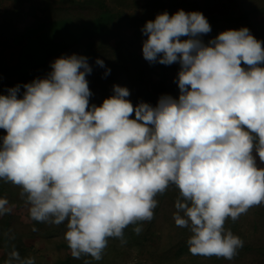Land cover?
Segmentation results:
<instances>
[{
	"label": "clouds",
	"instance_id": "1",
	"mask_svg": "<svg viewBox=\"0 0 264 264\" xmlns=\"http://www.w3.org/2000/svg\"><path fill=\"white\" fill-rule=\"evenodd\" d=\"M211 30L202 12L183 9L146 23L144 58L181 65L179 98L161 96L155 107L134 106L119 85L90 105L92 68L75 54L25 84L22 98L20 85L0 94V179L22 189L33 220L67 221L74 258L102 259L109 238L123 242L129 225L154 218L155 197L171 185L182 198L175 224L190 228L193 255L231 260L243 247L224 226L264 204L256 159L264 163V41L244 27L205 44L200 37ZM8 204L0 198V216ZM13 260L35 264L17 251Z\"/></svg>",
	"mask_w": 264,
	"mask_h": 264
},
{
	"label": "rangeland",
	"instance_id": "2",
	"mask_svg": "<svg viewBox=\"0 0 264 264\" xmlns=\"http://www.w3.org/2000/svg\"><path fill=\"white\" fill-rule=\"evenodd\" d=\"M52 1L54 0H0L2 6L0 7V94L7 95L10 88L20 85L19 95L22 98L26 91L23 87L25 84L38 78H46L51 73V65L56 59L75 54L87 57L92 68L91 74L86 76L92 92L90 105H102L105 99L114 95L115 85L126 87L130 95L132 93L138 97L136 94L146 90L148 84L150 85L147 75L149 68H144L145 66L140 65L138 61L144 59L139 49L142 46L136 47L129 41L144 44L146 40L142 29L148 21H154L157 15L165 12L170 15L181 9L190 12L199 9V11L217 12L226 19L232 20L230 22H234L233 18L237 14L233 13L242 11L239 5L231 4L233 0H106L112 8V12L109 13L101 9L98 11L93 0L89 2L63 0L65 4L79 3L84 6L64 8L55 12L50 9ZM183 1L187 4L184 5ZM237 2L264 4V0H237ZM220 11H223L224 15ZM117 13H121L123 21L119 22L120 17L117 18ZM99 16L101 18L98 24L90 21ZM249 19L254 28H256L255 24L260 22V31H252L251 34L258 40L264 41V38L256 36V33L264 34V23L261 22L264 21V13L253 14ZM119 23L123 24L124 28L121 34L117 35ZM87 24H93L92 36L86 33L70 40L74 33ZM113 29L115 33H112ZM64 33H67L68 39ZM49 43L56 44L55 46L59 48L45 60L46 57H43L42 53ZM98 59L104 61V67L96 63ZM34 61L39 63L28 70ZM121 64L124 66L129 64L130 67L127 74L122 72L117 78V71L122 68ZM108 69L110 73L106 75ZM179 72L167 71L168 77L165 80L157 78L160 83L162 79L165 95L176 99L180 96ZM6 134L4 129H0V144ZM256 159L258 167L263 168L264 163L259 162L258 155ZM21 192L19 186L9 182V189L5 194L9 204H14V211L12 210L10 216L0 217V264H8L13 251L19 252L21 259L34 258L35 264H56L59 259H66L69 255L72 264L78 261L79 259L72 256L68 247L60 246L66 241L67 221L60 225L46 223L44 227L41 222L30 217V209L26 206L27 197L22 196ZM167 197L162 198V209L154 222L151 220L129 225L124 230L123 242L120 238H109L102 259L95 260L91 255H82L80 258L85 256L87 264H187L185 257L193 254L186 251L177 256L176 252L179 253L177 247L172 248L170 235L174 228L172 221H168L167 210L172 209V214L175 215L177 209L169 196ZM8 218L9 224L6 222ZM136 227L142 229L139 234L134 231ZM224 227L254 248H240L231 260L198 255L195 257V264H264V204L250 208L235 221L229 217ZM6 245L11 246L5 249ZM16 263L18 261H12V264Z\"/></svg>",
	"mask_w": 264,
	"mask_h": 264
},
{
	"label": "trees",
	"instance_id": "3",
	"mask_svg": "<svg viewBox=\"0 0 264 264\" xmlns=\"http://www.w3.org/2000/svg\"><path fill=\"white\" fill-rule=\"evenodd\" d=\"M54 1L51 2L52 4L50 6L51 7L50 9L52 11H55V12L60 10V9H64V8H66V9H68V8H78V7L81 8L82 6H84V5L79 4V3L74 4V5L65 4V2L63 0H54ZM87 1L89 2L90 0H87ZM158 1H160V0H158ZM92 2H94L93 4L97 5L96 9L98 11H99V9H101V10L106 11L108 13L112 12V8L106 3V0H93ZM183 2H184V5L187 4L186 1H183ZM245 3L239 4L237 2V0H233L231 2V4H236L237 6L239 5V7L242 9L241 12L237 11V12L233 13V14H237V16H238V17L234 16L233 20L234 19L239 20V19H243V18H247L248 19L253 14L264 13V4L261 5V3H258V2H253V4H248V3L245 4ZM223 5H225V3ZM175 13L176 12L174 11L173 13H170V15H174ZM223 15H224V13H223ZM118 17H120V19ZM100 18H101V16L96 17L95 19H91L90 21L94 22V24H98ZM117 18H118L119 22L123 21V20H121V18H122L121 13H117ZM117 18L113 17V19H115V20ZM92 26H93V24H87L83 28L81 27V29L79 31L74 33V36L70 40L77 39L78 37H80L81 35L83 36L86 33H89L92 36L93 35L92 29H91ZM118 26H120V28L118 30L117 35H120L121 32H122V28H124V25L119 23ZM112 33H115L114 29H113ZM64 35H66V38L68 39L67 33H64ZM55 45L49 43V46L46 49L43 50L42 54H43V57L44 56L46 57L45 60L52 54L53 51H55V49L59 48L58 46L56 47ZM61 46H63V45H60V47ZM38 63H39L38 61H36V62L34 61L32 63V65L28 68V70L32 69ZM261 66L264 67V65H261ZM121 67L122 68L120 70H118L119 73L117 71V75L122 73V72H123L122 74L126 73L128 71V68L130 67V65L126 64L124 66V65L121 64ZM144 68H147V67H144ZM140 81H142V80H139V82ZM161 83H162V81H161ZM151 87H153L154 89H152ZM145 89L146 90H143V91L139 92L138 94H136V95H138V97L134 96L135 94L131 93V95H129V98H127V99L130 100L134 106L140 104L141 102H144V103H148L151 106L155 107V106H157L160 97L165 95L164 88L161 87V85L157 84L155 81H154V83H150V85L148 84V86ZM132 118H135L134 114H133ZM263 168H264V166H263ZM8 189H9V182H6V181L0 179V196H2L3 198H7L5 192ZM167 196H169V199H171V201L174 204L176 203V201L178 199H182L181 196H180L179 189L176 186H174V185H171L167 189V191L164 192L163 194H158L157 197H155L157 199V201H158V204H157V207L154 209V218L152 219V222H154L155 219L158 218V216H159V214L161 212V209H162L161 200H162V198L164 199ZM21 206H25V205H21ZM26 206H28V209H30V207H31V205L29 203L26 204ZM8 207H10L11 211L9 213H7V214L2 215V216H10L12 214V210L14 211V208H13L14 204L13 205L8 204ZM17 207L19 208V206H17ZM167 211H168V221H172L173 228H174L172 234L170 235L171 236L172 248L176 249V247H177V251H179V253L176 252L177 256H179L180 254H182V253H184L186 251L190 252L189 245L187 243V241L189 240L190 236L192 235V233L190 231V228L178 227L175 224L174 215L172 214V209H168ZM2 216H0V217H2ZM6 222H8V224H9L10 223V219L8 218ZM41 224L44 227L46 226L45 225L46 222H41ZM133 237L135 238L134 234H133ZM10 246L11 245H6L5 249H8ZM60 246L68 247V249L70 250L67 241H63ZM243 248L244 249H252L254 247L251 244L244 243L243 244ZM70 257L71 256L69 255V257H67L66 259H63V260L59 259L58 263H56V264H72V261H71L72 259ZM195 257H198V255H191V256L185 257L186 258V263L187 264H195L196 263L195 262L196 261ZM86 261H87L86 257L83 256L82 258H79V260L76 261L74 264H87ZM214 262L215 263L217 262V258H216V260ZM16 264H18V263H16Z\"/></svg>",
	"mask_w": 264,
	"mask_h": 264
},
{
	"label": "crops",
	"instance_id": "4",
	"mask_svg": "<svg viewBox=\"0 0 264 264\" xmlns=\"http://www.w3.org/2000/svg\"><path fill=\"white\" fill-rule=\"evenodd\" d=\"M0 7L2 8L1 4H0ZM194 11L202 12L203 15L207 18L208 22L211 25V29H212L211 32L200 37L205 44H208V42L210 40L216 38L221 32H224L227 30H239L241 28L247 27L250 30V33L252 31H254V32L260 31V27H259L260 22H257L255 24L256 28H254L253 24H250L249 18L248 19L243 18V19H239V20L234 19V22H230L232 20L226 19L224 16L219 15L217 12H208V11H203V10L199 11V9H195ZM185 12L190 13V11H185ZM220 12L223 13V11H220ZM0 14H1V10H0ZM261 22L264 23L263 20ZM139 33L141 34V32H139ZM256 36L258 38H262V39L264 38V34L260 35L259 33H256ZM147 38L148 37L146 35H144V39L147 40ZM181 39L182 40L188 39V37H181ZM119 42H121V41H119ZM129 42L136 47L142 46L139 49H140L141 55L143 56V44H141V43L137 44L136 43L137 41H129ZM143 60L138 59L140 65L143 66V64H144L145 67L149 68L148 69L149 74H147V75H148V79H149L150 83H154V81H155L157 84L161 85L162 87L164 86L163 83H160V81L157 78H163L165 80L168 77V76H166L167 71H171V72L173 70L174 71H180V69H181V65L178 62L173 63L171 65H163V64H160L159 62L150 63L145 58ZM119 76H121V75L118 74L117 78H119ZM161 81H162V79H161Z\"/></svg>",
	"mask_w": 264,
	"mask_h": 264
}]
</instances>
